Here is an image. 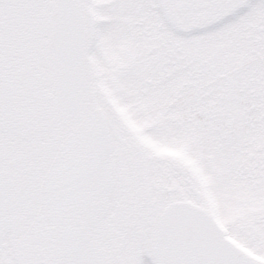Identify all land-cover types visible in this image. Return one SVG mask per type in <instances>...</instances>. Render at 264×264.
<instances>
[{"label":"snow or ice","instance_id":"snow-or-ice-1","mask_svg":"<svg viewBox=\"0 0 264 264\" xmlns=\"http://www.w3.org/2000/svg\"><path fill=\"white\" fill-rule=\"evenodd\" d=\"M0 264H264V0H0Z\"/></svg>","mask_w":264,"mask_h":264}]
</instances>
